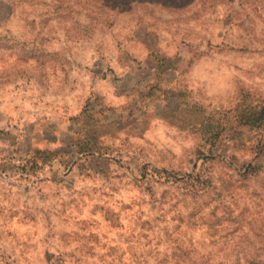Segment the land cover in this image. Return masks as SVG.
I'll list each match as a JSON object with an SVG mask.
<instances>
[{
	"label": "rangeland",
	"instance_id": "obj_1",
	"mask_svg": "<svg viewBox=\"0 0 264 264\" xmlns=\"http://www.w3.org/2000/svg\"><path fill=\"white\" fill-rule=\"evenodd\" d=\"M263 108L264 0H0V264L263 251Z\"/></svg>",
	"mask_w": 264,
	"mask_h": 264
},
{
	"label": "trees",
	"instance_id": "obj_2",
	"mask_svg": "<svg viewBox=\"0 0 264 264\" xmlns=\"http://www.w3.org/2000/svg\"><path fill=\"white\" fill-rule=\"evenodd\" d=\"M264 117V108L261 114V118ZM213 138V137H212ZM84 153L94 154L95 151L85 150ZM157 175H162V173L158 171H154ZM168 178H177L173 175H167ZM188 182H191L189 185L192 190L204 189L207 184V176L205 173L195 171L193 175H187ZM183 179V178H177ZM203 259L207 260V264H211L209 258L203 257ZM222 264H264V250L263 251H242V252H233L230 254H226L224 256Z\"/></svg>",
	"mask_w": 264,
	"mask_h": 264
}]
</instances>
